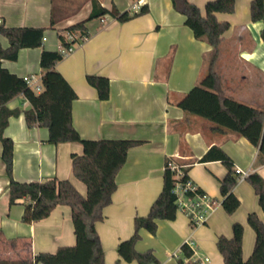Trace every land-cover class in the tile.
<instances>
[{"label":"crops","instance_id":"obj_1","mask_svg":"<svg viewBox=\"0 0 264 264\" xmlns=\"http://www.w3.org/2000/svg\"><path fill=\"white\" fill-rule=\"evenodd\" d=\"M205 12L208 0H190ZM252 0H235L232 13L218 12L217 17L230 23L223 34L215 70L220 76L218 90L225 96L254 107L264 108V21L251 17ZM61 14L55 28L85 19L92 0H58ZM111 8L131 14L148 4V13L127 21L107 14L87 23L90 36L76 43L57 69L76 90L73 102V123L84 138L138 139L139 145L129 149L125 164L118 171V187L112 202L103 209L104 218L96 228L105 250V264H139L120 257L118 245L131 237L137 215L148 214L163 187V170L167 158L193 164L189 174L195 183L217 202L206 221L193 225L190 216L178 210L173 220H159L156 233L146 229L137 242L139 251L153 249L159 259L150 264H225L217 247L218 236H232L233 223L244 225L243 257L253 251L256 233L248 222V214L256 211L264 221V211L254 187L240 179L234 192L241 204L228 213L221 204L220 179L228 171L220 160L198 161L213 145L221 146L234 161L235 167L259 172L264 177V129L260 145L246 137L219 129L208 119L189 114L178 105L181 97L194 87L208 70L207 56L213 47L195 37L186 25V16L172 0H101ZM138 4L139 10L134 9ZM52 0H0V22L8 26L47 27L43 47L60 49L56 29L50 28ZM69 38V36H68ZM0 42L8 39L0 33ZM43 47L22 48L15 61L3 65L19 76L33 75L42 83L40 58ZM88 74L110 78V96L100 99L97 89L87 81ZM21 113L12 116L4 133L14 140L13 175L19 181L68 178L82 193L87 186L75 177L72 154H82L77 141L51 143L45 126L29 127L24 110L31 103L20 94L8 102ZM0 140V229L7 238L28 237L30 250L56 251L62 245L76 243L72 210L58 205L51 214L33 222H24V204H10L9 176L2 159ZM188 238L196 242V252L187 257L183 244ZM4 251L0 245V253ZM181 252V257L174 253ZM43 264V263H36Z\"/></svg>","mask_w":264,"mask_h":264},{"label":"trees","instance_id":"obj_2","mask_svg":"<svg viewBox=\"0 0 264 264\" xmlns=\"http://www.w3.org/2000/svg\"><path fill=\"white\" fill-rule=\"evenodd\" d=\"M176 9L185 16L196 38L207 41L212 47L207 56L208 70L199 82L185 93L178 105L187 113L200 116L213 122L221 130L246 137L254 145H260L264 129V108H258L221 94L218 90L220 76L215 70V63L220 54V45L224 32L230 23L220 20L218 12L232 13L235 0H208L205 12L190 0H172ZM92 10L88 17L65 27L55 28L61 14L62 4L52 0L50 28L56 29L64 47L78 43L74 35L90 36L87 23L104 15H111L120 21H127L148 13L149 5L144 4L133 14L128 10L120 11L116 5L108 8L101 0H92ZM251 17L254 21H264V0L251 1ZM47 27L45 26H8L0 22V33L8 39V45L0 42V140L3 144L2 159L9 176L10 204L22 203L25 210L24 222L48 217L58 205H69L76 235V243L62 245L56 251L33 253L32 241L28 237L7 238L0 229V264H105V250L102 246L96 222L104 218L103 209L112 202V195L118 187L116 176L127 160L131 147L139 145L138 139H91L84 138L73 123L72 107L78 94L66 77L57 69V64L65 55L60 49L43 47ZM71 36L68 38V35ZM264 40V28L262 29ZM43 47L40 65L43 70L42 89L36 91L25 80L3 65V60L15 61L22 48ZM87 81L94 86L100 99L110 96V78L100 74H88ZM23 94L31 103L24 110L29 127L45 126L49 130L48 141L51 143L77 141L83 145V153H73V172L76 178L87 186V193L82 194L68 178L51 177L44 180L19 181L13 175L14 140L4 131L12 116L21 113L20 109H11L8 102ZM260 158L264 160V149L260 148ZM220 160L228 168L227 174L220 179L222 194L221 204L228 213H233L241 204L234 192L240 180L234 161L219 145L211 146L198 160L206 162ZM193 164L182 163L176 158H167L163 170V187L152 203L148 214L137 215L134 219L135 230L131 237L118 245L120 257L137 260L139 264L157 263L159 259L153 249L139 251L137 242L142 238L141 231L156 233L159 220H173L179 210L180 192L184 189L187 198H195L205 193L191 178L189 171ZM245 179L254 187L259 197V204L264 211V177L257 171L249 173ZM248 222L256 233L255 244L248 258L243 257L244 225L233 223L232 236H218L217 247L224 257L225 264H264V221L256 211L248 214ZM192 223V222H191ZM193 224V223H192ZM194 225V224H193ZM187 257L193 251L183 244ZM181 264L185 263L182 259Z\"/></svg>","mask_w":264,"mask_h":264},{"label":"built area","instance_id":"obj_3","mask_svg":"<svg viewBox=\"0 0 264 264\" xmlns=\"http://www.w3.org/2000/svg\"><path fill=\"white\" fill-rule=\"evenodd\" d=\"M133 7L136 10L140 9L138 4H134ZM104 16H102L101 18L102 21L105 20ZM74 35L78 38V43L87 39V36H80L78 32H75ZM68 36L70 37L71 34H69ZM73 47L74 46L67 48L61 46L60 51L66 56L73 50ZM24 78L27 83L36 91H41L42 83H40V81L33 75H26L24 76ZM236 170L240 174V179H245V177L248 175L247 172L241 170L240 168H236ZM178 190L180 192L179 209L183 212H186L190 216L191 222L194 225L204 223L208 217L209 212L214 209V206L217 203L214 198L206 193H203L198 194L195 198L189 199L184 195V189L181 186L178 188ZM184 244H186L193 251V253L196 252V242L193 238H188ZM174 257L180 258L181 252L174 253Z\"/></svg>","mask_w":264,"mask_h":264}]
</instances>
